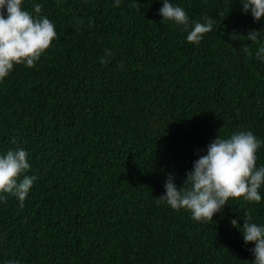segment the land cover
Returning <instances> with one entry per match:
<instances>
[{"label":"trees","instance_id":"trees-1","mask_svg":"<svg viewBox=\"0 0 264 264\" xmlns=\"http://www.w3.org/2000/svg\"><path fill=\"white\" fill-rule=\"evenodd\" d=\"M162 2L23 0L43 5L57 38L0 81V156L22 147L36 177L22 208L0 193V264H253L238 228L246 213L264 225V184L259 203L229 199L214 222L154 198L217 136L251 131L264 166V18L243 0H169L213 18L194 45ZM253 30L258 41L242 37Z\"/></svg>","mask_w":264,"mask_h":264},{"label":"clouds","instance_id":"clouds-1","mask_svg":"<svg viewBox=\"0 0 264 264\" xmlns=\"http://www.w3.org/2000/svg\"><path fill=\"white\" fill-rule=\"evenodd\" d=\"M23 0H0V81L10 74L14 65L25 64L28 68L35 66L41 55L51 47L57 38L55 25L41 15L43 5L33 4L30 13L22 8ZM120 0H115L118 7ZM159 14L163 20L174 21L188 31L187 41L199 45L204 34L213 30L214 20L205 15L203 22L190 21L186 12L173 6L169 0H163ZM244 13H251L254 22L264 18V0H243ZM136 7L139 4L136 0ZM191 26V30L189 28ZM239 36L229 34L234 40ZM245 37L248 41H258L259 31H249ZM243 51L251 56L247 45ZM264 53V47L257 52V58ZM106 56H111L106 50ZM101 63H105L101 57ZM17 143L14 137L11 141ZM261 141L251 131L234 132L230 138L218 136L206 146V154L196 155L192 169L186 173L183 185L177 188L174 175H168L164 184V195L154 198L158 204L166 203L173 210L187 209L198 222H214L213 216L222 212L229 199L243 198L245 202L261 201L258 189L264 184V166L256 167V152ZM28 153L22 147H16L0 156V193L11 194L24 206L35 176H28L30 164ZM7 200V195H0V201ZM252 221L250 213L245 214L243 227L238 228L237 219H231L233 228H238L245 245L255 246L250 250L253 264H264V225ZM18 264V262H9Z\"/></svg>","mask_w":264,"mask_h":264}]
</instances>
